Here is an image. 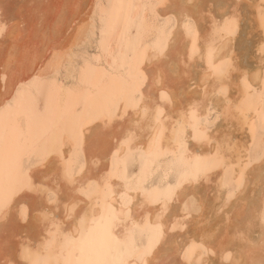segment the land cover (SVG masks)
Returning a JSON list of instances; mask_svg holds the SVG:
<instances>
[{"label": "bare ground", "instance_id": "1", "mask_svg": "<svg viewBox=\"0 0 264 264\" xmlns=\"http://www.w3.org/2000/svg\"><path fill=\"white\" fill-rule=\"evenodd\" d=\"M0 264H264V0H0Z\"/></svg>", "mask_w": 264, "mask_h": 264}, {"label": "rangeland", "instance_id": "2", "mask_svg": "<svg viewBox=\"0 0 264 264\" xmlns=\"http://www.w3.org/2000/svg\"><path fill=\"white\" fill-rule=\"evenodd\" d=\"M244 23V24H243ZM246 23V24H245ZM243 25H244V27H243ZM246 26H247V22L245 21V22H242V34L239 36V37H241V39L240 38H238V40H242V39H244V40H242V41H238V40H236V49H239V48H241V51L243 50L244 51V48L246 49V47L248 48V51H246L247 53H246V55H245V53H244V55H243V53L241 54L242 56H241V60L245 63V64H247V65H249L250 66V68L254 71V72H257L258 71V69L260 68V65L259 64H257L255 61H254V59H252L250 56L252 55V52H253V54H255V52L253 51L254 50V48L252 47L253 45V41H254V39H256L257 38V33L256 32H253L250 36H249V38H247V39H245L244 37H243V35L245 34V28H246ZM253 35H254V38H253ZM243 37V38H242ZM97 39V36H95L94 37V42H92V44H90V46H89V48H86V52H88L89 54H93L94 53V51H95V46H96V42H95V40ZM249 39H250V41H249ZM251 40H253L252 41V43H250L251 42ZM245 41V42H244ZM247 41V42H246ZM94 43V44H93ZM238 43H239V45H238ZM246 46H244V45ZM251 48V49H250ZM250 49V50H249ZM240 50V49H239ZM252 51V52H251ZM39 107V106H38ZM79 109L80 108H78V111H79ZM215 116H216V113H213L212 115H211V117H210V120L211 121H213V123H214V125H213V127L212 128H215V127H217V125H220V123H221V119L220 118H215ZM216 125V126H215ZM252 150L255 152L256 150H257V146H253V148H252ZM126 165H127V168L130 170V171H133L135 168H136V166H137V162H135V161H132V162H130V160H128L127 162H126ZM78 249H79V247L77 246V248L75 249V251H74V256H77L78 255Z\"/></svg>", "mask_w": 264, "mask_h": 264}]
</instances>
